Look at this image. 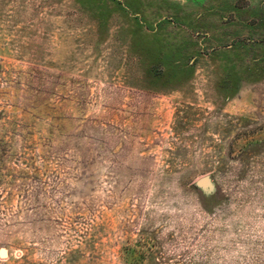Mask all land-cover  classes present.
<instances>
[{"label": "rangeland", "instance_id": "1", "mask_svg": "<svg viewBox=\"0 0 264 264\" xmlns=\"http://www.w3.org/2000/svg\"><path fill=\"white\" fill-rule=\"evenodd\" d=\"M0 264H264V0H0Z\"/></svg>", "mask_w": 264, "mask_h": 264}, {"label": "water", "instance_id": "2", "mask_svg": "<svg viewBox=\"0 0 264 264\" xmlns=\"http://www.w3.org/2000/svg\"><path fill=\"white\" fill-rule=\"evenodd\" d=\"M197 186L204 191H210L214 187L211 178L209 176L199 179L197 181Z\"/></svg>", "mask_w": 264, "mask_h": 264}]
</instances>
